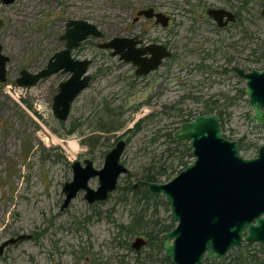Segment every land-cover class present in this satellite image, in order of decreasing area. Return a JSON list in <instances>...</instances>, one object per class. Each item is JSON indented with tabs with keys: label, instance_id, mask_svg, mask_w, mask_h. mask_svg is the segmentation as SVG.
Segmentation results:
<instances>
[{
	"label": "rangeland",
	"instance_id": "1",
	"mask_svg": "<svg viewBox=\"0 0 264 264\" xmlns=\"http://www.w3.org/2000/svg\"><path fill=\"white\" fill-rule=\"evenodd\" d=\"M243 1L15 0L9 6L0 4V45L9 58L7 81L0 83V246L18 236L29 237L6 246L0 264H162L163 248L158 251L145 245L134 251L131 244L135 239L142 237L147 243V238L120 236L117 225H127L132 218L135 202L128 187L141 180L144 168L151 163L167 165L177 156L163 154L169 146L166 135H173L182 120L203 115L204 101L218 100L219 107L211 114L224 112L222 132L234 130V138L244 135L255 148L264 145V132L250 129L247 97L239 93L244 85L235 91L231 83L221 80L203 84L195 67L198 52L185 54V50L201 48L200 38L192 43L190 39L201 33L198 24L207 19L206 10L231 8L248 12L254 19L249 49L251 66H259L256 58L264 52L260 20L264 0H248L246 8ZM150 8L169 17V26H155L154 20L144 17L136 19L138 11ZM68 20L93 24L103 38H89L71 52L76 60H91V82L73 101L68 119L61 125L53 117L51 105L58 85L69 74L58 73L30 88L17 87L15 80L21 70L36 73L43 69L48 59L64 48L59 37ZM115 37L138 38L143 45L156 43L173 49L174 56L165 66L170 72L162 86L166 91L157 95L150 77L135 83L130 64L97 48ZM184 64L191 72L188 79L182 72ZM104 121L125 125L109 134L94 132ZM138 122V130L128 132ZM92 135L102 138L95 143L89 139ZM119 140L126 144L120 161L127 173L119 177L118 190L93 205L87 204L80 192L61 210L62 187L72 180L70 164L88 159L95 169H101L105 155ZM69 143L76 144L75 151ZM255 148L243 147L239 154L253 158ZM185 161L191 164L194 157ZM89 187L96 189L97 179H92ZM166 206L157 207L153 220L174 228L176 222ZM137 252H141V261L136 260ZM230 253L225 264H234L236 252L224 257Z\"/></svg>",
	"mask_w": 264,
	"mask_h": 264
},
{
	"label": "water",
	"instance_id": "2",
	"mask_svg": "<svg viewBox=\"0 0 264 264\" xmlns=\"http://www.w3.org/2000/svg\"><path fill=\"white\" fill-rule=\"evenodd\" d=\"M15 0H0L9 6ZM209 17L219 22L225 15L224 9H207ZM264 17V9L261 11ZM153 19L155 24L167 27L168 17L153 9L140 10L136 14ZM3 22L0 20V28ZM89 38L102 39V32L84 20H68L64 33L59 37L64 48L55 52L45 67L36 73L21 70L15 80L17 87L30 88L41 80L61 74L69 77L58 85L53 97L51 112L58 122L68 119L70 108L77 96L91 82L88 69L91 60H76L71 52ZM137 38L115 37L97 44V48L108 51L110 57H117L124 64L135 66L136 76H145L154 71L161 61L171 53L159 44H150L141 49ZM9 58L0 45V83H6V65ZM245 81V95L252 113L251 120L264 127V72L243 73L235 69ZM176 142H186L194 161L164 184L138 180L134 189L145 188L152 196L162 197L168 204L170 216L176 226L160 236L163 240V255L171 264H202L204 259L222 260L232 249L243 243L264 245V145L255 157L240 156L237 143L227 140L216 114L198 115L182 123L173 133ZM126 144L119 140L105 155L101 169H95L93 162L70 164L72 180L63 185L64 200L61 210L84 192L83 198L89 205L102 203L116 191L118 179L127 173L120 159ZM97 179L98 187L91 189L89 182ZM29 238L18 236L0 246L3 249ZM146 245L137 237L131 249L139 251Z\"/></svg>",
	"mask_w": 264,
	"mask_h": 264
},
{
	"label": "flooded vegetation",
	"instance_id": "3",
	"mask_svg": "<svg viewBox=\"0 0 264 264\" xmlns=\"http://www.w3.org/2000/svg\"><path fill=\"white\" fill-rule=\"evenodd\" d=\"M247 5L248 0L246 1L245 8L247 7ZM218 9L229 11L231 13V16L225 15L219 22H217L213 18L209 17L207 13H205L204 16H206L207 19H202L198 24L201 33H198L190 39L192 43L197 38H200L199 45L201 46V48L198 50H185V54H187V56H190L194 53V51L198 52V63L195 67L203 84H216L217 81L221 80L227 83H231V87L234 88L235 91H237L238 85H244L245 89L246 81L241 76L237 75L235 70L236 68L245 74L250 73L251 71L264 72V52L261 53L258 58H256L259 66H251L252 55L249 49V45L251 43V28L252 26H254V19L248 12H237L235 9L231 8ZM260 17V20L264 24V17L261 15V12ZM153 23L155 26H157L155 22ZM169 24L170 18L168 17L167 26H169ZM137 40L139 41V44L136 46L138 49H141L150 44H156L150 43L147 45H143V41L141 39L137 38ZM163 46L166 47V49L171 53V56L162 60L161 64L148 75L136 76L135 72L137 68L130 64L134 72L133 74L135 83L143 81L144 79L150 77V83L158 90L157 95H159L161 91H166L167 87L163 88L162 86L164 85V82L167 79V75H169L170 72L168 73V70L165 66L166 62L174 56L173 49L170 46ZM182 68V72L187 78L188 75H190L189 73H191L189 71V67L188 65L184 64ZM185 82L187 83L188 80H186ZM241 91H243V94L245 95L244 90H240L239 93H241ZM217 101H214L215 107H219V103ZM248 107L250 111L249 103ZM251 115L249 117L251 125L250 129H261L264 132V127L251 120ZM218 119L222 130L223 119H220L219 117ZM230 132L231 133L229 134H225V132H222V134L227 140L235 141L237 143L239 152L241 148L246 147L249 144V140L246 136L243 135L239 136L238 138H234L235 131L230 130Z\"/></svg>",
	"mask_w": 264,
	"mask_h": 264
},
{
	"label": "trees",
	"instance_id": "4",
	"mask_svg": "<svg viewBox=\"0 0 264 264\" xmlns=\"http://www.w3.org/2000/svg\"><path fill=\"white\" fill-rule=\"evenodd\" d=\"M247 0H244V5ZM243 7L241 8L242 11ZM259 60V59H257ZM243 94V91L240 93ZM204 114H211L215 112L214 101L206 100L204 101ZM224 115V112H217V116L221 119ZM111 115H108L107 118H111ZM152 117L149 116L148 119ZM189 119H184L181 122H188ZM141 122H138L132 130H128V132H134L138 130ZM63 123L61 122V125ZM125 122L121 124L113 123L112 121H104L101 122L98 128L94 129V132H100L103 134H109L111 132H115L123 128ZM72 130L68 131V135H71ZM166 137L169 140V143L163 154H167L172 157L173 155L177 156L172 158L169 164H165L163 162L161 164L151 163L148 167L144 168L143 174L141 176L142 181H146L149 183L160 184L163 182L169 181L173 176H176L181 170H183L186 166L189 165L188 162L185 161L187 157H191L190 149L186 142H176L173 139L171 133L167 134ZM101 135H92L90 136V140L98 143L101 139ZM254 147L253 144L247 145L246 148ZM255 151L257 148L254 149ZM118 188L116 189V191ZM129 193L134 200V209L135 211L132 214V218L127 225H117V233L121 236L125 234L126 236H145L147 238L146 246L150 248H154L158 251H161L163 248V241L160 239V235L169 232L173 225H164L159 223L157 220H153V218L157 215V207L160 205L166 206L167 204L164 202L162 197L152 196L145 188L143 189H134L132 187H128ZM167 207V206H166ZM127 245V244H126ZM231 252H236L233 254L234 257L232 261L234 264H264V245L262 244H241L235 249H232ZM232 253L228 254L222 260H210L204 259L202 264H225V261L228 257H231ZM136 260L141 261V252L136 253ZM150 260V259H149ZM142 264H146V262L141 261ZM162 264H171L170 260L165 258L162 254L161 256Z\"/></svg>",
	"mask_w": 264,
	"mask_h": 264
},
{
	"label": "bare ground",
	"instance_id": "5",
	"mask_svg": "<svg viewBox=\"0 0 264 264\" xmlns=\"http://www.w3.org/2000/svg\"><path fill=\"white\" fill-rule=\"evenodd\" d=\"M76 144L75 143H69V148L72 150V151H75L76 150Z\"/></svg>",
	"mask_w": 264,
	"mask_h": 264
}]
</instances>
